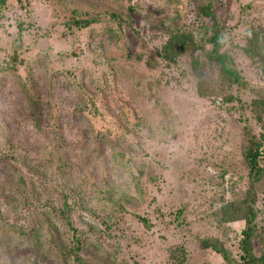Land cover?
Returning a JSON list of instances; mask_svg holds the SVG:
<instances>
[{
    "label": "rangeland",
    "instance_id": "obj_1",
    "mask_svg": "<svg viewBox=\"0 0 264 264\" xmlns=\"http://www.w3.org/2000/svg\"><path fill=\"white\" fill-rule=\"evenodd\" d=\"M199 1L177 12L167 0H8L0 60L16 42L22 64L0 72V264L60 262L36 207L72 208L90 264H175L181 248L185 264H229L200 240L219 239L233 254L243 237L245 221L213 215L247 185L226 172L241 159L250 104L264 98V75L242 51L248 32L264 26V0L218 7L252 86L235 106L199 97L188 59L158 57L168 30L197 27ZM75 19L97 22L76 30L67 25ZM107 190L127 199L124 214L106 207ZM257 209L260 232L263 192ZM60 230L55 240L72 246L74 232Z\"/></svg>",
    "mask_w": 264,
    "mask_h": 264
},
{
    "label": "trees",
    "instance_id": "obj_2",
    "mask_svg": "<svg viewBox=\"0 0 264 264\" xmlns=\"http://www.w3.org/2000/svg\"><path fill=\"white\" fill-rule=\"evenodd\" d=\"M183 1L185 2V0H167V4L179 12L185 6ZM204 1L203 3L199 1V5H197L200 18L197 27L168 30L165 35L166 41L160 48L158 57L168 65H178L181 59H188L191 75L196 83V93L202 99L215 98L220 99L226 105H239V102L242 101L240 93L247 92L252 86L238 69L232 49L229 48L232 35L218 11L222 0ZM7 7L8 0H0V16ZM93 21L97 22V20ZM93 21L75 19L69 21L67 25L72 29L83 30L89 28L94 23ZM21 35L19 32L18 42L22 41ZM246 43L247 45L245 48L242 47V51L245 59L250 62V69L258 71V66L262 71L258 72L264 75V26L252 28L247 34ZM13 47V55L8 59L0 60V72H10L22 64V60L18 56L22 46L15 42ZM158 64V60L147 61V66L150 68L156 67ZM32 104L37 106V102ZM250 106H252L250 110L252 125L260 126L259 134L255 133L248 121L250 118L246 117L244 122H247L248 125L245 126L246 129L242 134L241 159L232 162L226 172L243 178L247 185L245 184L246 187H242L240 190L236 189L232 199L222 198V202L216 204L218 206L220 204V208L211 207L215 209L213 218L218 217V221L221 223L245 221L243 237L233 254L223 247L219 239L216 242L207 239L200 240L203 249L212 248L229 264H234V262L235 264H264V229L259 232L255 224L259 214L257 209L259 195L264 193V98L255 100ZM32 116L35 120L39 119L37 107L32 112ZM37 125L40 127L39 122ZM102 200L108 203L106 207L111 211H119L122 214L126 212L127 199L125 197L115 198L111 190H107L106 196ZM36 213L45 220L41 226L50 233V248L56 254H60L58 264H90L92 259H87L85 256L88 251V241L86 243L82 236L76 233L75 225L71 220L74 213L72 208L50 207L48 211L44 210L43 212L36 207ZM144 222L147 223L146 220ZM62 225L74 232V244L70 247L61 246L58 240H55V237L58 239L62 234L60 230ZM260 240L262 243L258 242ZM255 241L263 250L259 257L255 254ZM175 257L178 258L175 264H185L188 261L185 248H181Z\"/></svg>",
    "mask_w": 264,
    "mask_h": 264
}]
</instances>
